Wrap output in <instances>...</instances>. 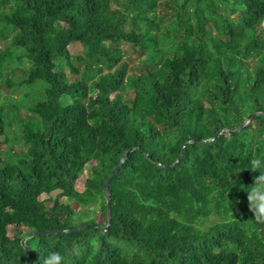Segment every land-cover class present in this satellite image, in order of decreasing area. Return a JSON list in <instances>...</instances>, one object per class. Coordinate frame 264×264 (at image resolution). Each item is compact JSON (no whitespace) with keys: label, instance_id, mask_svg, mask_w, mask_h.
I'll use <instances>...</instances> for the list:
<instances>
[{"label":"trees","instance_id":"trees-1","mask_svg":"<svg viewBox=\"0 0 264 264\" xmlns=\"http://www.w3.org/2000/svg\"><path fill=\"white\" fill-rule=\"evenodd\" d=\"M9 33L0 81L21 94L10 135L0 104V264H264L247 199L264 154V0H0ZM124 47L142 56L134 72Z\"/></svg>","mask_w":264,"mask_h":264},{"label":"rangeland","instance_id":"rangeland-1","mask_svg":"<svg viewBox=\"0 0 264 264\" xmlns=\"http://www.w3.org/2000/svg\"><path fill=\"white\" fill-rule=\"evenodd\" d=\"M179 2H181L182 0H178ZM13 33H9L5 36V38H0V52L3 51L5 48H7L10 43H11V35ZM124 59L123 61L126 62L129 71L130 72H134L137 70V68L140 66V61L142 59V56H140L138 53H136L133 49H128L126 47H124ZM82 48L79 44H73L71 47V53L74 56L73 57V61L75 63V66L78 67L82 64H80L78 61L76 62V58L78 56H82ZM25 66H28V63L24 64ZM65 71L66 74H69V71L67 69H63ZM21 93L20 92H14L13 89L9 90L6 88L5 83L0 81V104L4 105L6 107L5 109V119H6V129H7V134H11L12 131L16 130V124L17 122V118L15 116L14 111L11 109V105L8 102V98H17ZM68 103H70L71 101L68 99L67 100ZM21 115L23 117L27 116V111L25 109H21ZM9 134V135H10ZM6 149V145L5 142L3 141V139H0V153H2L4 150ZM15 151L14 152H19L20 150H23L22 146L19 144H15L14 146ZM59 192H53L50 195H44L42 196V200L47 201L48 205H50V201L54 200L57 196H58ZM59 201L61 203H65V198L60 197ZM75 210H77L75 208ZM98 222H102V215L101 214H96L95 215Z\"/></svg>","mask_w":264,"mask_h":264},{"label":"clouds","instance_id":"clouds-1","mask_svg":"<svg viewBox=\"0 0 264 264\" xmlns=\"http://www.w3.org/2000/svg\"><path fill=\"white\" fill-rule=\"evenodd\" d=\"M248 169L258 173L254 185L248 193L249 209L256 219L264 218V154L258 153L248 161ZM73 252L75 250L73 249ZM67 258L60 252H49L44 264H66Z\"/></svg>","mask_w":264,"mask_h":264},{"label":"water","instance_id":"water-1","mask_svg":"<svg viewBox=\"0 0 264 264\" xmlns=\"http://www.w3.org/2000/svg\"><path fill=\"white\" fill-rule=\"evenodd\" d=\"M258 115L257 113L255 114H251L249 115L239 126L238 128H236L235 130H227V129H223V130H220L210 141H213L214 139H216L219 135L221 134H224V135H227V136H232L233 134L235 133H238L240 132L246 125H248L251 120L256 116ZM128 153V152H127ZM127 153L124 154V156L122 157L121 159V163L120 165L124 162V160L126 159V156H127ZM183 156V153L180 155V157L177 159V161L173 164L175 165L176 163H178L181 159V157ZM120 165L116 168V170L110 175V177L107 179L106 183H105V186H104V196L106 198V201H107V215H108V225L110 224V219H111V207H110V193H109V185H110V182H111V179L112 177L116 174L117 170L119 169ZM90 227H93V226H84V227H80V228H76L74 231H82V230H85L87 228H90ZM98 227H101V226H98ZM108 227V226H107ZM104 228L105 230L107 229ZM39 234H44L43 232H36V233H32L28 236H26L23 240H22V245L25 247V242L26 240L32 238V237H35V236H38ZM25 250L28 252V249L25 247Z\"/></svg>","mask_w":264,"mask_h":264}]
</instances>
